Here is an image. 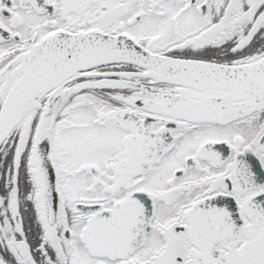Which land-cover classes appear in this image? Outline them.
Segmentation results:
<instances>
[{"label": "snow or ice", "instance_id": "6c2138e0", "mask_svg": "<svg viewBox=\"0 0 264 264\" xmlns=\"http://www.w3.org/2000/svg\"><path fill=\"white\" fill-rule=\"evenodd\" d=\"M0 264H264V0H0Z\"/></svg>", "mask_w": 264, "mask_h": 264}]
</instances>
